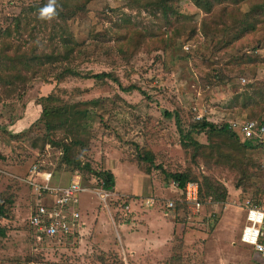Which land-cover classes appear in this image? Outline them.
<instances>
[{
    "label": "rangeland",
    "instance_id": "rangeland-1",
    "mask_svg": "<svg viewBox=\"0 0 264 264\" xmlns=\"http://www.w3.org/2000/svg\"><path fill=\"white\" fill-rule=\"evenodd\" d=\"M33 1L0 0V27H5L24 5ZM140 1L90 0L85 13L72 17L71 29L79 40L85 39L90 30L130 29L132 23L118 27L105 18L109 15L119 21L121 13L130 15V19L136 17L142 23L153 22L156 29L160 27L161 23L150 19L144 10L138 14L137 9L126 6L127 3L138 5ZM263 2L229 0L226 9L224 5H217L211 14L206 15L190 0H176L175 7L181 17L168 29L161 26L174 37V42L164 50L139 47L129 61H121L114 51L109 58L105 53H98L88 61H82L84 72L112 71L123 85H139L148 98L137 91H122L111 82L97 84L92 80L69 78L62 84L69 90L73 87L79 89L62 96L71 98L70 116L76 117L77 122L85 100H102L96 118L91 120L88 130L82 131L88 150L79 152V160L89 161L93 169H110L115 177L114 191L120 197L124 194L138 196L132 211L125 213L122 203L112 208L109 201L108 211L93 192L80 193L78 208L80 221L84 222L82 229H85L81 232L84 233L81 239L79 234L75 239H37L27 224L31 200L29 190L21 180L32 164H41L53 171L54 184H69L77 179L74 177L77 167L64 160L68 153L63 151L66 145L73 151L70 157L75 154V139L81 137L77 123H70L69 127L74 125L73 129L57 134L62 140L60 148L46 142L42 121L35 122L41 115V108L35 101L50 87L39 79L19 98L1 102L0 154L3 158L0 159V193L4 191L14 197V216L10 220L0 217V224L8 228L6 236L0 238V264H66L69 260L74 264H101L96 260L97 255H104L108 261L106 264L119 261L123 264H163L161 261L168 252L171 255L170 249L177 240L184 242L182 264H262L258 252H254L251 245L240 242L239 237L246 223V210L241 206L244 200L252 199L258 193L256 199L264 207V147L244 150L235 139L221 134L208 138L193 135L192 139L201 144V154L197 162H192V146L181 143L174 118L164 113L165 110L178 112L185 130L188 122L201 117L215 123L248 119L247 110L237 107L230 111L228 106L231 96L247 83L264 90V17L261 15L260 19L246 14L260 11ZM98 13L102 17H98ZM204 19L217 28L216 33L208 31L204 35L201 32ZM136 37H133L132 44L137 42ZM226 41H230L228 47L223 46ZM134 49L131 46V50ZM206 61L221 68L229 80L214 87H202L199 77L210 73ZM135 144L142 150L153 152L156 163H161L166 170L187 169L197 177L201 173L212 175L227 188L225 202H205L199 211L188 207L178 216H174L171 210L165 215L166 204L163 203L142 207L141 201L146 197L163 198L167 203L178 197L179 192L166 184L159 170L152 168L150 173L145 172L144 164L138 163L134 156ZM226 156L253 159L259 166L254 171L261 175L242 188H236L238 173L221 163ZM79 174L85 183L94 179L88 173L79 171ZM117 215L119 218H115ZM144 217L151 220L146 228ZM116 230H119V238L125 247L128 243L136 245L141 239H147L146 243L152 246L157 237L164 239L171 235L172 240H165L159 249L151 246L147 254L152 257H149L152 262H148L143 253L140 257L137 255L139 250L134 255L121 247L118 251L112 250ZM143 231L145 234L139 237L138 233ZM79 239H83L82 249L71 252L75 243V247L79 246ZM79 254L83 256L82 260L77 256Z\"/></svg>",
    "mask_w": 264,
    "mask_h": 264
},
{
    "label": "trees",
    "instance_id": "trees-1",
    "mask_svg": "<svg viewBox=\"0 0 264 264\" xmlns=\"http://www.w3.org/2000/svg\"><path fill=\"white\" fill-rule=\"evenodd\" d=\"M89 1L57 0V15L48 20L40 18V9L47 5L48 0H34L24 5L19 13L14 15L5 27H0V103L19 98L38 79L47 83L50 87L48 92L39 95L35 101L41 108V115L35 122L38 120L42 121L46 142L54 147L60 148L62 146V140L57 134L62 131H67L69 128L73 129L74 125L69 127L70 123H77L78 133L81 137L77 136L75 139L77 146L75 148V154L72 157H70V154L71 152L73 154V151L66 145L63 146V151L68 153L66 156L64 155V160L68 164H72V166L75 165L77 167L76 169L82 173L92 175V178L97 181L98 186L101 185L105 190L114 191L115 177L110 169L102 167L93 169L89 161L85 160L82 162L79 160V152L82 149L85 151L88 150V144L84 142L82 131L88 130L91 120L94 117L96 118V110L102 104V100L99 98L85 100L82 110L79 113V122H77L74 120L76 117L70 116V109L73 105L71 98L64 99L62 96L69 91H79V89L73 87L69 90L66 87H62V84L69 78L92 80L97 84H108V82H111L116 84L122 91H137L148 98L146 91L141 89L139 85L133 83L123 85L118 76L112 71L84 72L81 67L82 61H88L91 56H95L98 53H105V56L109 58L113 51L121 61H129L136 54L139 47H146L147 49L154 47L153 50H164L169 43L174 42V37L173 35L167 34V31L163 30L161 26L168 29L172 25V22L180 18L181 15L175 7L176 0H141L138 5L127 3L126 6L130 9H137L138 14H140L141 10H144L150 19L160 22L161 26L156 29L154 28L155 25L153 22L150 24L142 23L136 17L130 19V15L125 13H121L120 19H118L119 21H115L108 15L105 18L110 22L113 21V24L118 27L123 23H132V27L130 29L124 27L115 29L108 28L106 31L90 30L85 39L79 40L71 29L70 21L77 14L81 15L86 12ZM190 1L206 15L211 14L217 5H224L226 9L229 2V0ZM237 1L240 3L244 0ZM257 12L248 11L246 14L254 18H258L259 16L261 19V15L264 17V2L262 3L260 11ZM98 14V17H102L101 13ZM203 23L205 26L203 25L201 32L204 35H207L208 31H212L211 33L217 32V28L207 23L206 19L203 20ZM136 35L137 42L132 44L133 37ZM229 44L230 41H226L223 46L228 47ZM109 45H111V48H107ZM131 46L136 49L132 51ZM249 61L253 60L249 59ZM205 64L209 68L210 73L209 76L199 77L202 87H214L225 82V80H229L228 76L222 73L221 68L213 67L211 64L209 65L208 61ZM237 107H242L247 110V120L264 121V90L261 91L253 83H247L239 92L237 91L231 96L228 109L232 111ZM164 115L174 118L181 143L184 146H192L190 154L192 162H197V158L201 154V144L197 140L192 139L193 135H204L208 138L215 134H221L235 139L244 150L264 147L262 143L258 144L252 139L246 140L240 138L229 128L228 122L215 123L206 117H201L200 119H192L188 122L187 129L185 130L178 112L165 110ZM135 147L136 154L134 156L138 160V163L144 164L145 172L150 173L151 169L154 168L161 172L167 185L173 187L172 181L178 183L177 188H173L179 192V195L175 199H172L173 206L169 209L174 216H178L188 208L184 202L183 190L185 184L189 181L198 184V199L202 205L205 202H225L227 188L212 175L201 173L197 177L191 170L187 169L182 171L166 170L161 163H156L153 152L150 150H142L137 144H135ZM238 157L240 158L226 156L221 163L229 166L238 173L235 187L242 188L261 174L254 171L255 168L259 167L256 161L245 156ZM1 158H3V155L0 154ZM83 180V184L90 183L89 180L86 181L87 183ZM256 196H258V193L250 200L254 204L260 205ZM137 197L130 195L112 200V208L115 206L119 207L121 203L131 202L134 204ZM154 200V205L166 204L163 198L157 199L155 197ZM13 204L14 197L12 195H7L4 191L0 193V217L3 220H10L14 216ZM115 218H119V215ZM29 229L31 228L29 227ZM7 231V225L1 223L0 238H4ZM77 236L78 234H70L67 239H75ZM183 246V240L175 241L170 249L171 255L164 257L161 262L163 264H182L183 257L181 251ZM252 250L255 252L253 247ZM106 259L104 255H97L96 257V260L101 264H106L108 262ZM71 262L69 260L66 264H74ZM116 264H123V262L119 261Z\"/></svg>",
    "mask_w": 264,
    "mask_h": 264
},
{
    "label": "built area",
    "instance_id": "built-area-1",
    "mask_svg": "<svg viewBox=\"0 0 264 264\" xmlns=\"http://www.w3.org/2000/svg\"><path fill=\"white\" fill-rule=\"evenodd\" d=\"M244 81V79H243ZM229 128L242 139H252L264 146V121L233 119L228 121ZM54 172L44 168L41 164H32L21 180L26 184L29 194V214L27 224L33 230L37 239L40 238H67L70 234H79L83 226L80 221L78 195L83 192H93L109 211L108 202L120 198L115 191L105 190L97 181H90L83 184L79 171H74L75 181L69 184H54ZM59 177V176H58ZM102 184V182H101ZM172 186L177 188L178 183L172 181ZM184 202L189 208L199 211L203 205L198 199V184L189 181L185 184ZM124 194L121 197H128ZM141 206L150 208L154 205L153 197H146ZM164 214L168 215L169 209L173 206L172 199L168 200ZM246 210V223L242 227L239 240L242 243L251 245L255 252H258L261 263L264 264V207L254 204L249 198L245 199L242 205ZM133 203L123 204L125 213L132 211Z\"/></svg>",
    "mask_w": 264,
    "mask_h": 264
},
{
    "label": "crops",
    "instance_id": "crops-1",
    "mask_svg": "<svg viewBox=\"0 0 264 264\" xmlns=\"http://www.w3.org/2000/svg\"><path fill=\"white\" fill-rule=\"evenodd\" d=\"M138 207V206H137ZM136 210H140V208H136ZM132 216H134V214L132 215ZM145 218V228L149 225V224H151V220H150V218L148 219V218H146V217H144ZM132 219L135 221V219H134V217H132ZM152 219V218H151ZM82 227H84V222H83V226H81L80 227V229H79V237H80V239H81V237L83 236V234L81 233V232H85V229L83 230L82 229ZM98 233H99V231H98ZM119 230H116V236H115V238H116V241H115V244H113V247H112V250H116V251H118L119 250V248L121 247V249H123V251H125V249L128 251H131L132 253H133V255L137 252V250H139L140 251V253H138L137 255H139V257L141 256V254L143 253L144 254V256H146V257H144V259H149V261L148 262H152V261H150V258H152L150 255H148L147 254V252H149V251H151V244H147L146 242H148V240L147 239H141L139 242H138V244L136 243V245L135 244H132V243H128L127 244V246L125 247L124 245H123V242H122V240L119 238ZM145 234V231H143V232H141V233H138V235H139V237H141L142 235H144ZM102 236V235H101ZM103 237H105V236H103ZM168 238H170L171 239V235H168V237H166V238H164V239H160V238H158L157 237V239L156 240H154V242L153 243H156V244H154L153 246H152V249L154 248V247H158V249L159 248H161V246H162V244H163V242L165 241V240H167ZM79 239V241H78V247H75L76 245V243L74 244V246H73V248L71 249V252H73V251H76V250H81L82 249V246H81V243H83V239L82 240H80ZM106 240H108V237H106ZM143 240V241H142ZM80 242V243H79ZM108 242V241H107ZM140 243V244H139ZM116 246V247H115ZM169 249H170V247H169ZM161 251V250H160ZM75 254H78V253H75ZM170 255V253L168 252L166 255H165V257L166 256H169ZM77 256H80V258H81V260H82V258H83V256L81 255V254H79V255H77ZM131 256V255H130ZM150 257V258H149ZM150 264H155V262H152V263H150Z\"/></svg>",
    "mask_w": 264,
    "mask_h": 264
},
{
    "label": "clouds",
    "instance_id": "clouds-1",
    "mask_svg": "<svg viewBox=\"0 0 264 264\" xmlns=\"http://www.w3.org/2000/svg\"><path fill=\"white\" fill-rule=\"evenodd\" d=\"M56 7L57 0H48L47 5L40 9V18L48 20L54 18L57 15Z\"/></svg>",
    "mask_w": 264,
    "mask_h": 264
}]
</instances>
